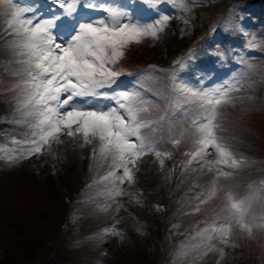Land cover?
<instances>
[{"label":"snow or ice","instance_id":"1","mask_svg":"<svg viewBox=\"0 0 264 264\" xmlns=\"http://www.w3.org/2000/svg\"><path fill=\"white\" fill-rule=\"evenodd\" d=\"M4 2L0 0V6ZM45 2L47 9L38 0L24 4L10 0L7 11L0 10V14L7 16L4 32L10 37L5 47L20 66L13 74L18 82L10 89L16 92L15 122L28 129L24 140L11 141L18 148L0 146V154L9 163H17L34 155H55L53 145L80 141L81 148L91 146L89 169L95 170L87 187L95 188L96 195L104 197L106 202L115 203L117 198L131 195L141 203L138 194L127 193L123 186L136 184V173L145 156L154 155L163 170L165 159H171L172 153L160 150L164 142L161 124L165 117L152 118L159 105L144 95L147 89L139 82L131 86L118 83L123 75H131L120 65L133 46L159 40L173 17L160 14L151 21L142 20L134 15L130 6L133 0ZM140 2L155 10L160 0ZM179 8L188 10L183 0ZM248 47H259L255 38ZM194 51L175 60V67L167 70L171 93L168 103L176 108H195L199 114L179 131L170 125L167 142L178 146L190 138L191 149L184 153L188 159L181 162L182 172L197 163L200 167L191 168L192 172L203 174L206 170L212 174L205 190L195 197L198 203L193 212H200L202 205L222 192L228 214L212 223L205 222L190 238L193 243L181 244L176 259L182 260L191 252L197 253L195 259H202L210 252H218L223 259L226 247L237 246L232 243L234 228L249 237L254 229L264 231V204L257 210L255 196L238 199L220 183L221 178L227 180L234 175V171L227 169H241L249 163L220 135L223 131L220 117L225 106L245 99L236 94L244 90L246 83L249 88L256 83L250 76L257 66L243 60L244 71L219 84L197 87L179 76L187 62L195 58ZM157 71L165 70L149 66L141 76L151 79ZM153 95L163 99L159 93ZM212 152L215 158L208 159ZM101 169H106L103 174ZM165 178L170 179V175ZM108 207L106 203L101 210ZM175 227L178 225L174 224ZM108 236L124 238L115 225L98 233L100 239ZM217 240L221 247L216 246Z\"/></svg>","mask_w":264,"mask_h":264},{"label":"rangeland","instance_id":"2","mask_svg":"<svg viewBox=\"0 0 264 264\" xmlns=\"http://www.w3.org/2000/svg\"><path fill=\"white\" fill-rule=\"evenodd\" d=\"M164 1L172 3L174 0ZM200 1V5L188 9L195 19L189 21L186 29L178 27L176 31L173 26H167L159 40H147L133 46L120 66L128 73L131 68L147 61L169 62L190 50H195L194 55H201L210 41L219 44L230 35L243 42L238 36L241 35V22L251 14L247 11L254 10L253 14L259 19L264 16V0ZM9 7L10 0H5L0 10L6 12ZM6 19L5 14H0V122L15 108L13 97L16 92L10 89L18 82L16 76L5 72L14 71V74L20 67L13 62L15 58L10 51L2 49L10 39L4 32ZM215 28L218 35H210ZM7 59L12 60L10 64ZM148 65L155 66L152 62ZM261 75L263 81L256 87L254 97L249 95L251 100L243 96L248 92L241 91L236 95L245 99L221 110L223 131L220 135L227 138L238 155L249 161L247 166L234 170L245 173L246 178L239 174L220 180L238 199L245 198L242 191L245 181L253 177L254 166L261 160V155L264 156V72ZM123 76L124 81L129 79L128 74ZM157 79L158 71L152 74L148 85L156 86ZM164 100L154 101L159 107L152 113V118H158L156 113L165 117L161 124L165 141L160 149L171 152L172 156L184 155L191 149V139H184L181 148L170 147L164 127L169 125L167 119L171 107ZM188 110L190 114L183 120L191 122L196 113ZM10 115L12 121L18 118L14 113ZM175 123L182 124L180 121ZM2 129L0 140H6V144L16 148L19 145H13L12 139L6 137L22 140L28 134V129L19 123L3 124ZM79 143L66 141L53 145L55 155H34L17 163H9L0 154V264H256L255 249L249 248L235 229L232 243L237 246L231 247L234 255L225 251V257L220 259L218 252H210L202 259H195L197 253L191 252L182 260L176 259L182 243H193L190 238L199 229L198 216L204 217L205 225V222L212 223L228 214L222 202V192L216 199L202 205L200 212H193L198 203L195 194L198 193L191 190L192 186L205 190L212 179L206 170L203 174L191 171V168H199V164L193 163L188 171L182 172L180 162L173 161L171 156L161 170L157 160L145 158L136 173L145 202L137 203L131 195L119 197L115 203L106 202L104 197L96 195L95 188L87 187L95 171L89 169L91 146L81 148ZM214 158L212 152L208 159ZM105 170L101 169V174ZM169 175L170 179H166ZM255 179L247 181L250 188L263 189L264 184ZM123 187L127 193H132L129 185ZM106 203L109 204L107 210H101ZM66 220L71 223V231ZM174 224L178 227L173 228ZM111 225L123 232V239L119 236L98 237L103 228ZM167 226L182 233L179 245L172 246L166 240L163 227ZM253 235L264 240V231L254 229ZM240 250L242 255L238 254ZM259 252H263L260 254L262 261L257 264H264V248Z\"/></svg>","mask_w":264,"mask_h":264},{"label":"bare ground","instance_id":"3","mask_svg":"<svg viewBox=\"0 0 264 264\" xmlns=\"http://www.w3.org/2000/svg\"><path fill=\"white\" fill-rule=\"evenodd\" d=\"M45 154H47V153H45ZM132 186H133V188H135L136 187V184L135 185H132ZM136 191L137 192H135L134 195L138 194L139 195V199H142V196H141L142 193L141 192H138L137 188H136Z\"/></svg>","mask_w":264,"mask_h":264}]
</instances>
